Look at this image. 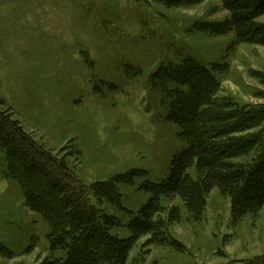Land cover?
Returning <instances> with one entry per match:
<instances>
[{"label": "rangeland", "instance_id": "374dc122", "mask_svg": "<svg viewBox=\"0 0 264 264\" xmlns=\"http://www.w3.org/2000/svg\"><path fill=\"white\" fill-rule=\"evenodd\" d=\"M250 2L264 28V0ZM228 18L221 0H0V96L31 140L67 164L93 209L116 219L113 237L130 236L150 198L143 188L163 182L186 147L170 114L207 77L212 99L237 116L241 182L264 173V45L238 41ZM191 66L197 74L185 73ZM8 149L0 141V264L64 261L51 246L63 227L28 204L24 167ZM251 187L239 199L213 189L199 220L178 198L162 199L179 221L163 243L140 238L125 264H261L264 201Z\"/></svg>", "mask_w": 264, "mask_h": 264}, {"label": "trees", "instance_id": "16d2710c", "mask_svg": "<svg viewBox=\"0 0 264 264\" xmlns=\"http://www.w3.org/2000/svg\"><path fill=\"white\" fill-rule=\"evenodd\" d=\"M221 1L229 12L225 26L234 32L236 39L264 45V28L254 23L255 6L250 0ZM192 67L195 66L186 70L187 75L191 70L197 74L196 68ZM169 73L170 78L176 77L175 71ZM203 84L201 91L193 88L190 102L180 103L179 108L172 109L170 119L179 125L186 147L172 159L163 182L143 188L150 193V198L140 213L131 219L128 224L130 236L125 239L110 234L116 219L93 209L87 190L70 173L67 164L56 160L31 140L0 96V141L24 167L22 177L28 204L41 211L46 219L53 220L54 226L63 227L61 232L53 230L51 246L65 251V260H45L40 264H125L129 251L140 238L151 236L147 242L163 243L167 227L179 221L180 209L175 205L163 207L162 199L178 198L195 220L202 217L207 196L213 189L223 196L236 193L239 199V189L255 192L251 187L253 184L259 194L261 191L258 204L264 201V173H260L259 179L247 178V186H244L241 170L236 169L233 162L237 154L230 136L234 132L231 128L235 127L232 119L237 116L225 110L231 104L212 99L216 88L209 77L203 80ZM28 173L33 176L29 177ZM97 189L100 193L106 192V197L113 200L109 187ZM43 197L46 200L38 204ZM243 202L247 207L255 204L253 201ZM64 226L69 228L67 232ZM74 229L80 234L75 235ZM69 232L75 235L73 239L67 238Z\"/></svg>", "mask_w": 264, "mask_h": 264}]
</instances>
